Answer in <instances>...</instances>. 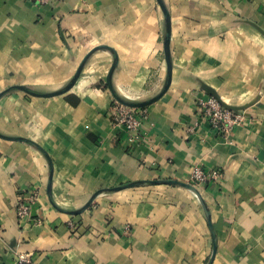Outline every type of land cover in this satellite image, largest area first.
<instances>
[{
  "label": "crops",
  "instance_id": "1",
  "mask_svg": "<svg viewBox=\"0 0 264 264\" xmlns=\"http://www.w3.org/2000/svg\"><path fill=\"white\" fill-rule=\"evenodd\" d=\"M171 16L172 81L146 111L142 141L111 123L117 102L106 83L114 56L96 52L79 82L53 98L14 91L0 99V264L31 254L37 264H206L213 239L198 199L173 185L199 166L217 183L196 186L211 211L213 264H264V0H165ZM262 30L260 32L255 26ZM164 19L157 0H0V93L16 85L54 92L93 48L118 55L116 92L142 102L167 77ZM245 112L224 139L197 113L210 96ZM35 190L31 216L17 205ZM75 227H70V224Z\"/></svg>",
  "mask_w": 264,
  "mask_h": 264
},
{
  "label": "water",
  "instance_id": "2",
  "mask_svg": "<svg viewBox=\"0 0 264 264\" xmlns=\"http://www.w3.org/2000/svg\"><path fill=\"white\" fill-rule=\"evenodd\" d=\"M157 3L159 4V6L161 8V11H162L163 17H164V42L163 43H164V56H165V61H166V66H167V77H166V80L163 84L162 90L157 95H155L154 97H152L148 100L142 101V102H133V101L127 100L124 97L120 96L116 92V90L114 89L113 81H112L114 73H115L116 69L118 68V64H119L118 55L114 49H112L108 46H98V47L93 48L90 52H88V54L84 57V59L82 60V62L78 66L77 71L75 72L74 76L70 79V81L66 84V86H64L60 90H57L54 92L39 93V92L32 90V88H30L29 86L16 85V86H11V87L7 88L5 91L1 92L0 93V99L3 98L5 95H7L11 92L17 91V90L22 91V92H24L30 96L39 97V98H53L56 96L63 95L66 92L70 91L79 82V80L82 76V72H83L86 64L88 63L89 59L96 52L102 51V50H107L114 56L112 66H111V68L107 74V77H106V83H107L109 90H110L112 96L114 97V99L118 103L122 104L123 106L129 107V108H145V107H148V106L156 103L165 95V93L168 91V89L171 85L172 68H173L171 50H170L171 34H172L170 11L168 9V6H167L165 0H157ZM254 26L260 32H262V30L260 28H258V26H256L255 24H254ZM203 90L208 94V96L215 98L221 104V106L223 108H225L229 111H233V112L243 111V110H239V109H236L234 107H231V106L225 104L221 100V98L219 97L217 92L215 90H213L212 88L204 85ZM0 138L4 139V140H8V141H17V142H23V143L30 144L31 146H33L36 150L40 151L46 157V159L49 162V168H50L49 177H48V181H47V191H48L49 197L51 198V202L53 203L52 184H53L54 166H53V163H52L51 158H50L49 154L47 153V151L44 148H42L39 144H37L36 142H34L30 139H27V138H23V137L13 138V137H9V136H6L4 134H1V133H0ZM148 184H150V185H173V186H177V187H180V188H183V189L189 191L198 199V201L200 202V204L202 206V209H203L204 215L207 219V222L209 224V228H210L212 239H213V250H212V254H211L207 264H213L215 257H216V253H217V245H216V233H215L214 227L212 225V221H211V211H210L207 203L203 199L200 190L195 185H193L192 183L180 182V181L171 180V179L170 180L164 179V180L131 182V183L126 184L124 186L108 188V189H100V190L96 191L90 197L88 202L79 210L67 211V210H63V209L58 208V207H57V209L62 213L77 216V215L84 213L87 209H89V207L92 205V203L100 195H102L104 193H114V192H118L121 190L129 189V188H133V187H137V186H142V185H148Z\"/></svg>",
  "mask_w": 264,
  "mask_h": 264
},
{
  "label": "built area",
  "instance_id": "3",
  "mask_svg": "<svg viewBox=\"0 0 264 264\" xmlns=\"http://www.w3.org/2000/svg\"><path fill=\"white\" fill-rule=\"evenodd\" d=\"M41 7L49 6L54 2L61 0H35ZM197 113L203 120H206L211 128L218 132L224 139L228 140L229 134L234 127L240 126L246 121L245 112L229 111L213 97L197 100ZM146 111L138 108H129L115 102L111 110V123L113 126H119L132 133L129 139L131 143L142 141L141 128L143 125ZM222 174L218 170L206 171L197 166L193 169L190 183L195 186L217 183L220 181ZM37 195L35 190L31 189L23 194L17 205V216L20 222H24L31 216V210L36 204ZM74 228L75 224H70ZM13 264H37L31 254L17 253Z\"/></svg>",
  "mask_w": 264,
  "mask_h": 264
},
{
  "label": "rangeland",
  "instance_id": "4",
  "mask_svg": "<svg viewBox=\"0 0 264 264\" xmlns=\"http://www.w3.org/2000/svg\"><path fill=\"white\" fill-rule=\"evenodd\" d=\"M158 9L160 10V13L162 14V19H164V17H163V13H162V11H161V8H160L159 4H158ZM69 81H70V80H69ZM69 81H68V82H69ZM164 82H165V81H164ZM23 86H26V85H23ZM31 88H32V87H31ZM61 88H62V87H61ZM61 88H60V89H61ZM162 88H163V85H162V87H160V88L158 89V93L162 90ZM60 89H59V90H60ZM32 90H34V91H36V92H39V93H46V91H44V90H36V89H34V88H33ZM17 91H18V90H17ZM19 92H22V91H19ZM158 93H157V94H158ZM157 94H156V95H157ZM209 258H210V257H209ZM209 258H208L207 262L209 261ZM207 262H206V264H207Z\"/></svg>",
  "mask_w": 264,
  "mask_h": 264
},
{
  "label": "trees",
  "instance_id": "5",
  "mask_svg": "<svg viewBox=\"0 0 264 264\" xmlns=\"http://www.w3.org/2000/svg\"><path fill=\"white\" fill-rule=\"evenodd\" d=\"M148 185H150V184H148ZM208 185V184H207Z\"/></svg>",
  "mask_w": 264,
  "mask_h": 264
}]
</instances>
